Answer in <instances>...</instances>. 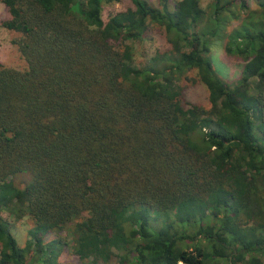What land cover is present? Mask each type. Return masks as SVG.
<instances>
[{
    "label": "trees",
    "instance_id": "1",
    "mask_svg": "<svg viewBox=\"0 0 264 264\" xmlns=\"http://www.w3.org/2000/svg\"><path fill=\"white\" fill-rule=\"evenodd\" d=\"M0 1L26 63H0V264L66 246L86 264H264V0H129L106 22L120 0ZM150 25L169 49L134 68ZM219 38L236 84L213 67ZM191 72L208 108L184 102ZM3 212L32 222L23 247Z\"/></svg>",
    "mask_w": 264,
    "mask_h": 264
},
{
    "label": "rangeland",
    "instance_id": "2",
    "mask_svg": "<svg viewBox=\"0 0 264 264\" xmlns=\"http://www.w3.org/2000/svg\"><path fill=\"white\" fill-rule=\"evenodd\" d=\"M146 1L158 9L161 8L159 0ZM178 1L179 0H168L169 9L171 10ZM210 1L211 0H201V6L206 12L208 11L207 9ZM247 2L250 9H256V0H247ZM131 7L132 4L129 0H120L117 3L104 4L102 13L103 21L106 22L110 15L125 11ZM7 18L8 13L6 8L0 1V63L6 68L24 71L26 69V63L18 52L17 45L15 44L21 36L14 31L5 29L1 25L2 21ZM242 21L243 14L240 13L239 19L232 21L226 31L230 32L233 28L240 26ZM225 43V38L212 40L209 47V56L219 77L227 84H236L240 77L243 63L226 54ZM128 45L131 47V62L134 68H140L149 64L156 54L165 53L169 49L165 31L163 28L156 25H150L140 40L130 42ZM178 84L181 88L184 102L190 105H198L208 108V92L205 86L197 81L194 72L182 77ZM1 217L9 226V230L17 240L18 244L23 247L26 242L30 240L29 231L33 227L32 222L28 218H23L20 221H13L4 212L1 214ZM54 237H62L70 244L71 236L66 231L57 235L51 234L40 236V240L43 243H47ZM58 262L59 264H86L80 262L78 258L71 253L69 246L63 248V251H61L58 258Z\"/></svg>",
    "mask_w": 264,
    "mask_h": 264
}]
</instances>
